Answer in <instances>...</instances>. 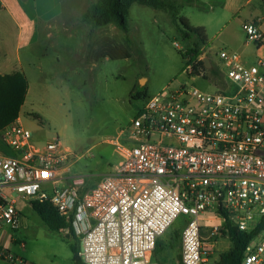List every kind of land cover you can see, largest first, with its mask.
<instances>
[{"label":"built area","instance_id":"1","mask_svg":"<svg viewBox=\"0 0 264 264\" xmlns=\"http://www.w3.org/2000/svg\"><path fill=\"white\" fill-rule=\"evenodd\" d=\"M242 29L247 43L264 49L257 22ZM216 56L222 85L204 70L194 76L188 61L186 74L213 91L183 85L148 96L112 141L119 165L89 189L69 184L73 154L59 139L37 144L18 119L4 127L0 141L12 154L0 151V260L32 264L2 243L22 226L23 201L51 205L63 231L80 238L83 264H162L157 243L180 216L181 264H213L206 215L222 222L206 240L229 238V227L253 234L240 264H264V56L250 63L227 48Z\"/></svg>","mask_w":264,"mask_h":264},{"label":"rangeland","instance_id":"2","mask_svg":"<svg viewBox=\"0 0 264 264\" xmlns=\"http://www.w3.org/2000/svg\"><path fill=\"white\" fill-rule=\"evenodd\" d=\"M244 1L177 0L179 16L192 27L205 29L213 65L218 63V51L225 47L235 51L239 42L245 40L235 14ZM27 3L29 21L32 20L30 0ZM96 3L97 0H34L38 41L29 48L24 27L18 53V26L6 16L0 20V71L4 74L20 71L29 81V94L20 110L24 127L37 144L59 139L64 148L70 149L71 183L79 180L84 186L119 165L120 158L110 141L131 123L143 106L146 98L137 99V93H146L148 97L167 87L176 90L183 85L213 91L210 82L186 74L189 61L186 53L192 42L183 37L168 13L135 4L129 12V34L108 25L95 29L90 37L91 28L82 21V16ZM104 37L126 46L127 38L130 39L131 57L95 62L94 54ZM249 62L253 61L249 59ZM3 146L5 153L11 155V150ZM19 209L23 220L15 239L25 243V247L7 244L8 248L32 264H83L80 259H74L80 246L78 236L67 237L66 231L51 230L29 202L22 201ZM205 218L204 249L211 261L218 260L232 247V242L229 238L206 240L210 227L222 222L210 215ZM185 223L186 218L180 216L159 238L157 260L180 264L178 253L170 243Z\"/></svg>","mask_w":264,"mask_h":264},{"label":"trees","instance_id":"3","mask_svg":"<svg viewBox=\"0 0 264 264\" xmlns=\"http://www.w3.org/2000/svg\"><path fill=\"white\" fill-rule=\"evenodd\" d=\"M141 5L156 10H162L169 14L171 22L183 33V37L192 42V47L187 51L186 56L189 62L193 63V74L199 76L202 70L206 71L204 78H209L216 84L222 85V77L218 69H207L203 61H198L202 54L201 48L207 43V35L202 27H192L187 19L179 16L177 0H97V3L88 9L82 16V21L90 26V37L94 30L99 27L113 25L124 34L130 32L129 12L133 5ZM181 24L180 25L178 24ZM128 46L115 42L106 37L102 40L100 47L94 54L93 59L123 60L131 57L132 41L127 38ZM28 90V81L24 73L20 71L11 74H0V131L7 125L15 122L20 116V110L25 102ZM137 99L147 98L146 93H137ZM34 211L41 220L53 231H61L66 227L54 209L48 203H32ZM253 234L238 231L229 227V238L232 247L222 253L219 259L213 264H240L247 245ZM171 248L178 253L180 261V233H175L170 243ZM160 243L158 241L155 250V258L159 256ZM78 251L75 250L74 259L79 260ZM157 259V258H156ZM159 260V259H158ZM160 261V260H159ZM161 262V261H160ZM162 264H165L161 262ZM181 264V261H180Z\"/></svg>","mask_w":264,"mask_h":264},{"label":"crops","instance_id":"4","mask_svg":"<svg viewBox=\"0 0 264 264\" xmlns=\"http://www.w3.org/2000/svg\"><path fill=\"white\" fill-rule=\"evenodd\" d=\"M27 2H28V0H1V2H0V20L1 21L3 19L5 20V16L9 17L11 20L14 21V23L19 28L18 39H17V53H18V48H20V46L22 45L23 39H24V34H23L24 27L27 28L26 29L27 30L26 44H28L29 48H32L37 44L38 36H39V33H38L39 29L36 26L37 23L35 21L37 18V12L34 8V0H30V7L31 8H29V9H30L31 14H32V18H31L32 20H29V21L27 19V15H26V10L28 9V3ZM17 8H18V10H17ZM235 14L237 15L236 17H238L237 21L239 22V25L241 26V28H242L244 23L249 22V21H255L260 26V29L264 32V5L262 3V0H245L244 3L236 10ZM48 36H50V34H48ZM104 38H106V37H104ZM4 43L6 44V41ZM251 44L252 43H247L246 38H245V40L242 39L239 42V45L237 47H235L237 49L235 51L240 52L241 55L248 62H249V59L254 62L258 57L264 56V49H262V48L258 49L254 44H252V45ZM206 47L209 48L207 46V43L204 46H202L201 51L203 54H205L207 57L210 58V59L208 58L209 60H211V57L208 54V52L211 51L212 48L210 47L207 50ZM225 48H227V47H225ZM227 49H229V48H227ZM230 50H232V49H230ZM217 53H216V55H217ZM18 62H20V61L18 60ZM95 62H97V61H95ZM13 72H15V71H13ZM13 72H11V73H13ZM0 74L6 75L2 71H0ZM28 83H29V81H28ZM178 89H176V90H178ZM29 90L30 89H29V84H28V90H27L26 98L29 94ZM176 90H172L171 87H167V88L161 90L160 92H162V91H176ZM160 92H158V93H160ZM26 98H25V102H26ZM18 120L23 124V117L21 115V112H20V116H19ZM119 134H120V132H119ZM112 141L113 140L110 141L111 144H112ZM3 149H4L3 143L0 141V151H3L5 153L6 151H4ZM79 182L83 185L82 189H89V188L93 187L98 182V180L93 182L92 184H89L88 186H84L85 183L83 181H79ZM69 184H72V183L70 182ZM18 231L15 234L13 232H10V233L8 232V235L2 240V243L5 246H7V244L12 245V243H11L12 239H15V237H16L15 235L18 233ZM70 236H72V235L67 234V237H70ZM79 248H80V246H79ZM0 264H9V263L0 260Z\"/></svg>","mask_w":264,"mask_h":264},{"label":"water","instance_id":"5","mask_svg":"<svg viewBox=\"0 0 264 264\" xmlns=\"http://www.w3.org/2000/svg\"><path fill=\"white\" fill-rule=\"evenodd\" d=\"M204 63H205V65H206V68H207V69H211V68H212V64L210 63V60H209L208 58H206V59L204 60Z\"/></svg>","mask_w":264,"mask_h":264},{"label":"flooded vegetation","instance_id":"6","mask_svg":"<svg viewBox=\"0 0 264 264\" xmlns=\"http://www.w3.org/2000/svg\"><path fill=\"white\" fill-rule=\"evenodd\" d=\"M213 67H216V65H214Z\"/></svg>","mask_w":264,"mask_h":264}]
</instances>
